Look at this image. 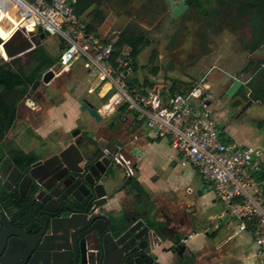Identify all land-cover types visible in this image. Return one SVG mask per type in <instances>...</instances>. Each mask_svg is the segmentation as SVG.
Here are the masks:
<instances>
[{
	"label": "built area",
	"instance_id": "2783aa9c",
	"mask_svg": "<svg viewBox=\"0 0 264 264\" xmlns=\"http://www.w3.org/2000/svg\"><path fill=\"white\" fill-rule=\"evenodd\" d=\"M77 4L78 0H0V25L9 26L11 19L20 16L21 22L14 33L22 31L31 41L36 36L40 42L41 29L64 44L60 60L48 71L58 76L79 63L87 78L98 81L96 98L104 107L106 117L112 114L110 108L116 107L117 110L124 105L129 113L145 123L152 137L169 139L180 157L197 168L215 191L223 203L221 216L235 224L238 236L252 237L257 247L256 257L264 260L261 148L223 141L222 132L213 117L212 100L204 83L206 77L184 92L173 95L166 86L130 85L129 80L134 76L130 48L115 46L114 41H109L102 32H90L87 22L76 14ZM30 30L35 34L30 35ZM104 88L106 91L102 94ZM110 93L104 104L103 98ZM28 106L36 108L38 103L29 101ZM105 154L111 155L109 150H105ZM114 160L121 164L119 154ZM123 161L127 176H134L131 162ZM195 236L194 232L189 234L186 242Z\"/></svg>",
	"mask_w": 264,
	"mask_h": 264
},
{
	"label": "rangeland",
	"instance_id": "374dc122",
	"mask_svg": "<svg viewBox=\"0 0 264 264\" xmlns=\"http://www.w3.org/2000/svg\"><path fill=\"white\" fill-rule=\"evenodd\" d=\"M184 2L185 0L157 1L155 2V8L153 7L154 10L158 12L157 14H148L146 12V14L142 13L141 16L138 17L134 16V12L127 16L120 9L115 11V13L108 11L106 12L107 18L103 24L102 33L105 37L110 38L112 36H117L127 26H131L137 33H143L152 41L137 60L138 71L136 75L139 77L141 83L144 82V79H148L151 83L155 84L154 87H169L172 85L173 80L177 79L191 86L205 78L207 75L206 73L208 72L209 74L213 68H218L228 73V75H223V73H221L223 76L218 81L219 83H216L217 88L210 85V79L206 83V86L209 87L210 85L208 96L212 100L211 109L213 111V117L217 121L222 132L221 136L223 137V141H227L224 137H229L228 134H231L235 138V140H231V142L237 145L243 144L245 147L256 146L264 150V105L262 102L253 103L251 105L249 104L250 101L246 100L249 98V100L254 102V93L251 92H254L256 88L258 90V88L264 87V65L262 64L264 63V50L255 54H249L238 44L239 37L245 39L251 38V31L246 22L241 24L237 33L232 32L230 28L232 25L230 24V26H225L223 31L219 33L216 32L218 30L209 32L208 35L201 40L197 32L200 30L199 33H201L200 28L203 22L196 17L186 18V13H184ZM135 6L134 9L139 10L141 8L140 5ZM164 7H166V10H164ZM17 25L18 23L16 21L11 27H7L15 30ZM1 26L3 27V24L0 25V30L2 29ZM2 32L6 33L5 30H2L0 33ZM0 37H2L1 34ZM1 40L4 39L2 38ZM203 42L210 51L207 56H204V52L207 50L203 49ZM60 46L61 44L57 38L48 37L46 40L39 42L37 47L46 50L53 58H60L63 53ZM29 54H25L14 60H9V62L1 56L0 61L2 60L4 63L9 64L11 69L15 72H19L21 68L29 71V69L26 68L28 66L27 61L29 59ZM251 60L257 63L260 62L261 65L253 67L248 72L243 73L244 68ZM3 62L1 64H3ZM156 68L158 69V73L154 75L151 70ZM258 70H261V75ZM216 73L218 72H212V76ZM230 76L234 77L236 80L232 79ZM56 77L57 78L51 82L49 86L41 82L38 87L39 93L42 95L41 101L38 100V102L41 103L38 104V108L41 107L43 112L47 110V108L52 107L53 101L57 104L61 102L70 104L73 101L80 103L81 100L86 99L94 107L99 109L98 112L103 117L105 123L112 121L109 117L105 116L106 114L104 115L105 109L96 98V95L98 96V81L87 78L85 71L82 69V65L79 63L75 64L70 71L58 74ZM254 77L256 78L254 79ZM42 78L43 76L40 80H42ZM205 82L206 81H204V83ZM240 88H242V92L237 94ZM89 90H94L96 92L88 93ZM28 98L32 101H36L34 97ZM27 104L28 100L19 104V117L36 119L41 116L42 112L28 108ZM79 111L80 114L76 115ZM116 111L118 112V110ZM65 113L68 115L67 123H73V121H75V115L78 126L90 123V121H88L90 120V115L87 112H82L81 106H79V109H71ZM58 114H60L59 109L56 112V115ZM118 119H120V116L117 113V123L115 124L117 127L121 125V121H118ZM121 119H123V117ZM20 121L21 118H19L17 124L18 133L12 132L8 140L3 144L7 149L12 145L14 146L17 141H21L20 130L22 125ZM23 139V141H27V135L24 136ZM40 146V143L36 141H32L27 145L22 142V149L25 152L32 149L37 151ZM112 147L110 148L115 149L114 143H112ZM165 180L166 182L169 181L168 174H166ZM178 187L183 191H186L188 187L193 188L199 199L200 191L203 195H207L200 186L194 185L193 182H184ZM206 200L207 198L205 197V201ZM218 205L219 206L214 207L211 211H206L207 216L205 219L208 218L210 212L211 214L217 215L221 210L223 211V203L218 201ZM221 220L225 222L226 219ZM216 223L218 224L219 221H216ZM231 223L233 224V222ZM193 229L194 232L199 234L198 238L193 241V244H189L195 251L199 248L196 244L203 245L206 241H212L207 239L204 229L199 222H194ZM246 237L244 241L250 242V236L246 235ZM253 248H255L256 252L257 247L253 246L252 249Z\"/></svg>",
	"mask_w": 264,
	"mask_h": 264
},
{
	"label": "crops",
	"instance_id": "0c3cea01",
	"mask_svg": "<svg viewBox=\"0 0 264 264\" xmlns=\"http://www.w3.org/2000/svg\"><path fill=\"white\" fill-rule=\"evenodd\" d=\"M2 28L6 33H0L1 39L14 33L13 29L6 26ZM214 71L218 73L212 76ZM210 73H206V83L210 79L212 87L217 86L216 83L223 75H228L218 68H214ZM209 87L207 86L208 92ZM105 91L106 88L103 89L102 94ZM81 102L82 100L80 103L73 101L70 104L67 102L57 104L53 101L52 107L47 108L44 112L41 107L31 108L27 105L32 110L42 112L41 116L36 119L19 117L18 105L16 119L8 137L12 132L18 133L17 124L21 118V141H17V143L14 141L17 144L14 147L22 149V142L26 145L32 141L39 142L41 146L37 151L32 149L26 152L34 153L38 160H46L55 155L58 150L66 147L64 141L69 140L70 132L78 126L76 115H79L80 111L75 115V121L71 124L66 122L68 115L65 112L79 109ZM253 103L258 102L254 101ZM58 109L60 114L56 115ZM117 113L120 116L119 111L115 110L109 117L112 121L106 123L103 120L101 122L94 121L90 117L88 120L90 123L87 125L97 133V137L101 132H105L99 142L108 148L112 147V143H114L115 151L122 154L125 161L131 162L135 169V175L151 197L148 201L151 207L138 203L135 197L127 192V184L131 177L127 176L126 169L122 166L120 179L114 187L115 191H121L105 206L104 213L110 218L118 216L122 221L135 217L142 221L148 219L155 223L160 230L159 243L154 251L158 264H189L190 261L193 264H264L263 259L256 257L255 248L252 249L255 246L252 237L249 235L250 242H246L244 241L247 238L246 235L238 236L235 233L234 223L232 224L228 219L225 222L221 220L225 219L221 216L222 210L217 215L210 212L208 218L205 219L206 211H211L214 207L219 206V200L198 169L185 162L173 149L169 140L152 137L147 131L145 123L138 120L133 113L120 116L118 121H121V125L115 126ZM122 117L123 119H121ZM26 135L27 141H23V137ZM228 135L229 137L225 136L227 141L235 140L231 134ZM120 149L122 150L120 151ZM166 174L169 175L168 182L165 180ZM184 182H193L194 185L200 186L207 195H203L200 191L199 199L193 188L188 187L186 191H183L178 186ZM195 221L199 222L204 229L207 239L212 240L206 241L203 245L196 244L199 246L197 251L189 246L199 236L193 229ZM216 221L219 223L217 224ZM161 228L164 229L161 230ZM193 232L197 236L186 242L188 235ZM178 235L182 237L180 244L187 248L183 257L173 251Z\"/></svg>",
	"mask_w": 264,
	"mask_h": 264
},
{
	"label": "water",
	"instance_id": "95a60500",
	"mask_svg": "<svg viewBox=\"0 0 264 264\" xmlns=\"http://www.w3.org/2000/svg\"><path fill=\"white\" fill-rule=\"evenodd\" d=\"M39 33L40 42L49 37L41 29ZM1 46L9 60L32 53L37 47L19 30L8 41L0 39ZM56 78L53 71H48L42 80L35 83L34 89L41 82L49 86ZM154 93L157 94V91ZM249 104L252 105L253 101ZM81 111L87 112L97 122L103 120L98 109L86 99L81 102ZM80 132L77 129L72 134L75 138L72 149L64 151L57 158L40 160L32 165V170H27L31 184L41 180L40 185H36L43 189L41 194L45 200L30 205V221L10 225L9 229L17 228L32 237L34 243L19 233L0 234V264H158L154 253L160 239L158 227H151L138 218L122 221L118 216L110 218L104 213L105 206L121 191L114 189L124 165L120 157L121 164L115 162V155L112 154H94L87 158V184L83 183L87 188L86 203L81 202L85 195L80 188L70 191L77 176L80 175L81 179L82 175L81 169L72 168L65 159L83 146L85 137L80 140ZM72 164L79 166V162L74 160ZM38 169L42 170V176L36 174ZM64 188L67 190L64 191ZM76 192L81 195L80 198L75 197ZM62 194L65 195L60 198ZM68 196L75 200L72 202L80 205L72 207L67 203ZM38 216L43 220H37ZM14 241H18L19 245ZM186 250L185 245L174 244L173 251L180 257ZM16 252L19 257L12 260Z\"/></svg>",
	"mask_w": 264,
	"mask_h": 264
},
{
	"label": "trees",
	"instance_id": "16d2710c",
	"mask_svg": "<svg viewBox=\"0 0 264 264\" xmlns=\"http://www.w3.org/2000/svg\"><path fill=\"white\" fill-rule=\"evenodd\" d=\"M157 1L161 0H78L76 14L79 18L81 17L87 22L90 32L98 34L102 31L103 24L106 21V12L110 11L115 13V11L120 9L127 16L134 12V16L136 17L141 16L142 13L146 14V12L148 14H157L158 12L154 10L155 2ZM135 5H140L141 8L139 10L134 9L136 7ZM184 5V13H186L187 19L196 17L203 22L200 28L201 33H199L200 30L197 32L201 40H203L209 32L218 30L216 32L219 33L223 31L225 26H230V24L232 25V27H230L232 32L237 33L241 24L246 22L251 31V38L245 39L239 37L238 44L249 54H255L264 50V0H185ZM164 10H166V7H164ZM109 41H114L115 46H127L130 48V59L134 69V76L129 80L130 85L154 87L155 84L151 83L148 79H144V82L141 83L139 77L136 75L138 71L137 60L152 41L143 33H137L131 26H127L117 36L110 37ZM202 46L203 49L207 50L204 52V56H207L210 51L207 49L204 42ZM60 48L64 50L65 45L61 44ZM59 60L60 58H53L46 50L42 49L41 57L37 58L36 64L32 63V65L27 66L26 68L29 69V71L21 68L19 72L13 71L9 64L1 60L3 64L0 65V85H6V87L12 90H18L21 97H24L25 94L29 93V90L34 86L35 82L40 80L46 71L56 66ZM260 65V62L257 63L251 60L244 68L243 73ZM151 72L157 75L158 69H152ZM256 77H254V79ZM189 86L190 85L187 83L174 79L172 85L167 88L173 95L184 92ZM242 88H240L238 92H242ZM253 93L255 101L261 100L264 103V97H262V94H264V87L259 88L258 91H254ZM110 96L111 93L103 98L104 104ZM117 110L120 116H125L129 113L127 107L124 105ZM0 111L7 115L9 123L12 126L16 119V106L13 105L10 109H7L0 105ZM37 160L38 158L34 153L25 154L18 148L12 152L11 161L18 168L28 166ZM127 192L133 195L138 203L150 206L148 201L151 197L145 191L136 175L132 176L128 181ZM145 222L151 227H157L155 223L148 219H146ZM181 238L182 237L178 235L175 245L181 243ZM189 264H193V262L190 261Z\"/></svg>",
	"mask_w": 264,
	"mask_h": 264
},
{
	"label": "flooded vegetation",
	"instance_id": "af4514ba",
	"mask_svg": "<svg viewBox=\"0 0 264 264\" xmlns=\"http://www.w3.org/2000/svg\"><path fill=\"white\" fill-rule=\"evenodd\" d=\"M41 52H42V49L40 47H36V50L29 54L27 65L28 66L32 65V63L36 64L37 58L41 57ZM7 61L9 62V59ZM1 63L2 62L0 61V65H2ZM258 71L261 75V70H258ZM38 87L34 89V86H33L29 90L28 94H25L24 97H21V94L19 93L18 90H12L11 88L6 87V85H0V105L1 107L10 109L13 106V104L17 107L21 102L25 100H28V102L32 101L28 97L36 98L35 102H37L38 104H41L40 102H38V100L41 101V96H42L41 93H39ZM256 91H258L257 88L255 89V92ZM251 93H253V91ZM262 97H264V94H262ZM248 99L247 101H251ZM255 102H262V101L257 100ZM262 104L264 105L263 102ZM93 120L96 121L95 119ZM13 125L12 126L10 125L7 115L3 114V112L0 111V234L4 232H7V234L9 233L18 234L19 233L25 236L26 240L34 243L33 241L34 239L32 237H30L29 235L25 233H22L17 228L14 230L9 229L10 225L16 226L18 224H23L24 221H27V220L30 221V219H32V213L30 212V205L35 204L36 202H41V200H45V197L41 194L43 189L39 188L36 185V184L41 183V180L38 179L34 181L33 184H31L30 179L28 178L29 172H27V170H32L31 168L32 165L39 162L40 160H37L36 162L28 166L18 168L11 161L12 152L17 148L14 147L13 145L10 146L8 149L2 146L4 142L8 140L9 131L13 128ZM77 129L81 131L80 140L82 139V137H85V140H82V142L84 141L83 146L78 148L76 152L73 153V156L66 157L65 160L68 164L71 165L72 168L81 169V175H82L81 179L79 178L80 175H78L75 181L73 182L72 184L73 187L70 188V191H72L74 188H80L81 192L85 195L84 198L82 197L81 202L86 203L87 202V188L83 186V183L87 184V158H91L94 154L105 153V150H109V152L114 155L119 154L120 158L122 157V154L115 151V149L103 146L99 142L100 138L105 132L104 133L101 132L100 136L97 138V133L93 129H90L89 126L85 124L82 126L75 127L70 132L69 140L64 141V143L66 144V147L58 150L57 153L53 155L52 157L57 158L64 151H67L68 149H72V146L75 141V138L73 137L72 134ZM18 149H20V147H18ZM20 150L24 152L25 154H30V153L23 151V149H20ZM121 150L122 149H120V151ZM261 151L263 153V169H264V150L261 149ZM72 160H74V162H79V166L77 167L76 165L72 164ZM36 174H38L39 176H42L43 174L42 170L41 169L36 170ZM66 183H69V181H66ZM44 185L47 186L48 184H44ZM66 190L67 188H64V191ZM64 195L65 194L60 195V198H63ZM74 195L76 198L81 197V195L78 192L74 193ZM72 201H75V200L71 196L70 197L68 196L67 203H69L72 207L76 206L77 204L80 205L79 203L77 202L75 203ZM51 207L54 208V205L52 204ZM43 217L44 219L46 218L45 216ZM132 218H135V217H131V219ZM36 219L40 221L43 220L39 216ZM14 243L16 245H19L18 241H14ZM17 257L19 256H18V253L16 252L15 255L14 254L12 255L11 259L16 260Z\"/></svg>",
	"mask_w": 264,
	"mask_h": 264
},
{
	"label": "bare ground",
	"instance_id": "6f19581e",
	"mask_svg": "<svg viewBox=\"0 0 264 264\" xmlns=\"http://www.w3.org/2000/svg\"><path fill=\"white\" fill-rule=\"evenodd\" d=\"M17 21V23L19 24L20 22H21V17L20 16H16L14 19H12L11 20V25L13 24V23H15ZM11 25H9L8 27H11ZM7 27V26H6ZM7 27V28H8ZM3 30V28L0 30V32ZM15 31V30H14ZM10 33V32H9ZM30 35H34L35 34V32H34V30H30ZM14 33H12L11 35H9V37H6L5 39H4V41H8L11 37H12V35H13ZM32 41H33V43H34V45L35 46H38L39 45V41L37 40V38H36V36H34V37H32ZM1 50H0V55L4 58V59H7L8 60V57H7V55H6V53H5V51L3 50V48H2V46H1V48H0ZM110 110H111V113H113L115 110H116V107H112V108H110Z\"/></svg>",
	"mask_w": 264,
	"mask_h": 264
}]
</instances>
